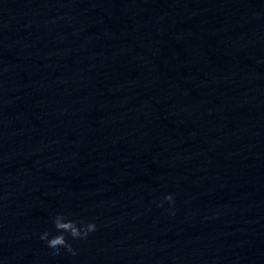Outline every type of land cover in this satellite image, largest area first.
<instances>
[{"label": "water", "instance_id": "obj_1", "mask_svg": "<svg viewBox=\"0 0 264 264\" xmlns=\"http://www.w3.org/2000/svg\"><path fill=\"white\" fill-rule=\"evenodd\" d=\"M0 264H264V0H0Z\"/></svg>", "mask_w": 264, "mask_h": 264}, {"label": "clouds", "instance_id": "obj_2", "mask_svg": "<svg viewBox=\"0 0 264 264\" xmlns=\"http://www.w3.org/2000/svg\"><path fill=\"white\" fill-rule=\"evenodd\" d=\"M163 200L169 204L175 203L174 197L171 194H166ZM162 205L163 201H161ZM53 225L56 229V234L50 235L48 231H44L39 235V239L45 241L47 246L53 250V255H59L61 248L72 255H76V250L69 242V238L71 240H84L88 238L90 233L95 232L97 229L94 221L68 219L63 212H57L55 214L53 217Z\"/></svg>", "mask_w": 264, "mask_h": 264}]
</instances>
